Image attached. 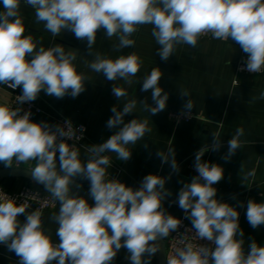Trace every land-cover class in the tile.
Segmentation results:
<instances>
[{
	"label": "clouds",
	"instance_id": "clouds-1",
	"mask_svg": "<svg viewBox=\"0 0 264 264\" xmlns=\"http://www.w3.org/2000/svg\"><path fill=\"white\" fill-rule=\"evenodd\" d=\"M35 10L36 21L44 22L52 37L71 31L78 40H86L89 54L96 42L98 30L106 36L118 38L115 49L133 47L132 35L142 25H152L151 35L159 49L157 54L167 61L177 45L196 47L198 39L211 34L213 39L235 41L247 53L246 70L264 73V0H23ZM21 0H0V84L8 88H22L17 96L19 104L35 101L41 90L48 96L77 97L84 90L89 77L78 73L73 63L75 51L66 52L62 45L49 48L39 46L32 35H25ZM31 56L30 60L26 59ZM142 59L132 52L111 59L95 53L88 67L102 73L109 81L122 79L132 84L142 66ZM231 63V61H229ZM162 72L159 67L143 78L142 91L151 90L155 106L140 102L143 109L156 115L166 108L169 98L159 86ZM118 99L126 98L123 87L113 86ZM163 93V94H162ZM182 95L189 96L186 90ZM253 99H264V91ZM194 102L185 104L191 112ZM137 100L124 103L122 110L113 106V116L107 121L109 129L119 128L106 142L87 146L90 156L81 161L79 148L67 140H79L70 121L57 125L55 131L47 123L31 120V112L20 115V108L0 104V162L6 168L15 164L35 161L30 169L32 178L44 185L54 200L59 202L58 213L50 217L58 225L59 243H53L42 221L43 213L36 208L21 224L18 215L29 205L0 195V244L19 257V264H111L119 250L127 249L130 264H150L159 251L158 238H168L176 231L181 220L166 214L162 207L170 193L165 189L166 178L149 174L134 190L116 179H108L112 164L111 153L127 161L131 158L128 145H135L151 132L148 120L124 117L134 112ZM222 124V123H221ZM212 150L220 147L218 132L212 133ZM244 129L238 127L228 141L227 161L242 147L240 137ZM59 139V142H58ZM208 151L201 148L195 154L198 176L184 184L178 194V204L195 229V236L182 235L183 247L167 255L166 264H264V247L255 241L250 251L243 250V230L239 226V213L228 203L218 201L214 184L223 178V168L215 163L202 162ZM60 167L57 170L56 156ZM162 163L171 162L178 171L174 149L158 152ZM80 176L90 181L89 193L94 199L90 206L83 197L69 195L73 178ZM254 177L255 169L247 173ZM203 181V182H201ZM189 210H191L189 212ZM246 217L251 227L264 224V202L249 200ZM123 238V240H122ZM213 241L215 249L201 246L198 241ZM192 241H195L193 243ZM153 242V243H150ZM147 254V259H144Z\"/></svg>",
	"mask_w": 264,
	"mask_h": 264
},
{
	"label": "crops",
	"instance_id": "crops-1",
	"mask_svg": "<svg viewBox=\"0 0 264 264\" xmlns=\"http://www.w3.org/2000/svg\"><path fill=\"white\" fill-rule=\"evenodd\" d=\"M20 14L26 29L24 34L32 35L35 41H39L38 47L47 49L59 44L66 52L75 51L77 59L73 63L77 72L89 77L84 83L85 90L75 98L71 95L56 98L41 90L35 102L44 112L36 119V123H47L53 130L54 118L58 114L84 123L86 137L78 148L81 161L86 162L90 156L87 146L106 142L123 127H107V121L113 116L112 107L117 106L122 110L124 103L136 99V109L124 117V123L132 119H147L152 130L135 145H128L131 149L129 160L121 161L116 158L115 153L110 154L112 164L108 169L107 178L116 179L134 190L140 188L143 178L149 174L166 178L165 189L170 194L164 198L163 209L166 214L185 217L191 223L184 210L179 207L178 194L184 184L190 183L198 176L195 154L201 148L207 147L208 151L201 160L218 164L224 170L223 178L213 185L217 189L215 198L238 211L245 255L250 251L252 241L264 247V224L253 228L246 217L250 199L257 203L264 202V99H253L264 91V73L237 71L240 56L247 54L239 44L230 39L221 41L200 37L196 47L177 45L174 54L164 61L157 54L159 45L151 35L153 26L149 24L140 26L130 37L135 41L133 47L118 51L114 47L119 43L118 38L113 36L109 39L101 28L91 50L93 55H90L87 41L78 40L71 31H62L59 36L52 37L45 29L44 22L36 21L35 10L23 1L20 4ZM132 52H135L143 63L137 75L132 77L131 85L122 79L109 81L102 73H95L88 67L94 60L95 53L116 59ZM31 58L26 57L28 60ZM155 67H159L162 72L159 86L168 93L169 98L166 108L152 115L143 109L140 102L155 106L151 90H141L143 78ZM114 85L125 88L128 96L122 99L115 97L112 93ZM182 90H186L189 96L182 95ZM14 91L22 95L21 87L13 90L0 84V104H6ZM189 99L195 104L191 109L194 116L190 120L177 122L168 116V110H186L184 106ZM238 127L244 129V135L240 137L242 147L226 161L224 157L228 154V141L235 135ZM213 132L220 134V147L217 150H212ZM169 146L174 149L178 171L172 169L170 161L162 163L157 155L161 151L166 153ZM56 157L60 167L59 156ZM34 164L35 161L21 164L14 162V167L31 169ZM0 166L5 167L2 162ZM252 169H255V176H247ZM74 178H78L84 189L89 191L90 181L80 176ZM0 182L11 191H18L22 186L31 184V181L25 178H0ZM88 204L94 206L95 203ZM58 210L59 202L54 208L42 212L45 231L50 234L53 243H59V237L56 235L58 225L50 217L53 213H58ZM31 211L34 210L28 208L24 214L18 215L21 224L26 222V216ZM128 256L127 249L122 247L111 264H130ZM17 258L6 245L0 244V264H18ZM147 258L145 254L144 259ZM150 264H158L157 253L151 257Z\"/></svg>",
	"mask_w": 264,
	"mask_h": 264
},
{
	"label": "built area",
	"instance_id": "built-area-1",
	"mask_svg": "<svg viewBox=\"0 0 264 264\" xmlns=\"http://www.w3.org/2000/svg\"><path fill=\"white\" fill-rule=\"evenodd\" d=\"M23 1V0H21ZM201 37H210L212 38L211 34H206ZM248 54H242L237 62V71L239 72H245V73H251L246 70V60H247ZM253 74H260V73H253ZM15 90V89H13ZM21 94L17 92H12L11 97L9 101L6 103V105L12 107V108H20V115H23L25 112H31V120L33 122L36 121V119L43 114V109L36 104L35 101L31 102H25L22 104H19L17 100V96ZM168 116L172 118L175 121H188L190 120L194 114L192 112H187L184 109H171L168 110ZM65 121H70L73 128L76 130V135L82 137L79 140L73 141V140H67L66 138H59V139H65L68 144L75 143L76 146H80L82 140L86 137V125L84 123L72 120L65 115L58 114L54 118V127L53 131H55V127L57 125L65 126ZM58 139V142H59ZM57 155L59 156V153L57 152ZM6 194L7 196L13 198L17 204H21L26 202L29 205L30 209L35 210L36 208L41 209V211L50 210L54 208L58 201L54 200L52 195L42 190L39 187L27 184L20 188L18 191H11L7 189L3 184L0 183V195ZM181 220V224L178 227L176 231H173L170 233V236L168 238H163L165 242V264L167 261V255L174 254L175 249L179 247H183L182 242V235H188V236H195V229L193 228L192 224L186 220L185 217H175ZM195 243V241H192ZM198 243L201 246H207L210 249H215V244L213 241H208L206 239L199 240ZM18 264H19V257L17 258ZM52 264H55V261L52 262Z\"/></svg>",
	"mask_w": 264,
	"mask_h": 264
},
{
	"label": "water",
	"instance_id": "water-1",
	"mask_svg": "<svg viewBox=\"0 0 264 264\" xmlns=\"http://www.w3.org/2000/svg\"><path fill=\"white\" fill-rule=\"evenodd\" d=\"M57 162V170H59V163L58 158L56 157ZM0 178H25L29 181H31L34 184H37L41 188H43L45 191L47 189L44 187V185L36 182L32 176L30 169L25 168H18V167H12V168H6L0 166ZM74 183L70 187L69 195L71 196H77V197H83L88 202L95 203L94 199L91 197L88 190L84 189L83 185L79 183L78 178H74ZM48 192V191H47ZM159 245V251L157 252L158 255V264H165V242L163 238H158L157 241H155Z\"/></svg>",
	"mask_w": 264,
	"mask_h": 264
},
{
	"label": "trees",
	"instance_id": "trees-1",
	"mask_svg": "<svg viewBox=\"0 0 264 264\" xmlns=\"http://www.w3.org/2000/svg\"><path fill=\"white\" fill-rule=\"evenodd\" d=\"M1 183V182H0ZM2 184V183H1ZM30 185H33V186H36V187H39V188H41L40 186H38L37 184H34V183H32L31 182V184ZM42 190H44L43 188H41ZM45 191V190H44Z\"/></svg>",
	"mask_w": 264,
	"mask_h": 264
}]
</instances>
